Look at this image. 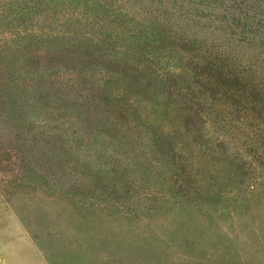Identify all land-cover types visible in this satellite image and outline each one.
I'll list each match as a JSON object with an SVG mask.
<instances>
[{
	"label": "rangeland",
	"instance_id": "obj_1",
	"mask_svg": "<svg viewBox=\"0 0 264 264\" xmlns=\"http://www.w3.org/2000/svg\"><path fill=\"white\" fill-rule=\"evenodd\" d=\"M228 5L0 0V264H264V124L236 111L214 116L210 109L186 130L182 119L189 112L181 95L155 87L160 78L145 62L169 63V44L157 41L161 27L232 58L264 59L263 35L252 41L220 23V9ZM80 8L89 19L61 17ZM253 9L264 25V0ZM128 36L142 53L124 51L128 45H122L132 42ZM83 41L109 60L121 59L120 65L91 59L90 73L109 74L116 89L128 85L146 115L137 131L122 134L130 149L90 153L72 143L65 118L33 122L39 98L45 103L42 89L49 90L42 84L52 81L43 71L78 72L83 64L78 55L66 54L62 68L59 59L41 67L23 49L54 51ZM59 76L55 80L65 77ZM112 111L124 119L123 112ZM156 139L161 149L153 146ZM102 155L111 166L96 161ZM110 167L118 169L114 176ZM104 187L115 194L104 195Z\"/></svg>",
	"mask_w": 264,
	"mask_h": 264
},
{
	"label": "trees",
	"instance_id": "obj_2",
	"mask_svg": "<svg viewBox=\"0 0 264 264\" xmlns=\"http://www.w3.org/2000/svg\"><path fill=\"white\" fill-rule=\"evenodd\" d=\"M147 1L154 3L155 0ZM229 2L230 6H225L224 11L220 9V17L223 18L219 20L220 23L225 22L226 29L237 31L239 28L238 34H250L252 41L257 40L262 35L264 36V25L261 23L263 22L262 17H258L256 10L253 9L258 0H229ZM248 2L250 6L246 5ZM83 13L84 10L80 8L73 12H63L61 17L71 14L77 18L76 23H81L83 19L90 18L87 16V18L82 17ZM56 18H59V16ZM190 20L195 21L194 18ZM112 30L110 29L109 32H112ZM223 31L226 30L223 29ZM115 34L113 33L112 37ZM129 37L132 42H126L122 45V47L128 45L124 51L133 56L142 53L144 50L135 51L139 47L133 46L135 41L132 40L131 36ZM157 41L169 44L170 49L166 51L169 63L166 62L165 66L161 67L160 62L156 61L154 57V59L150 58L145 62L150 63L152 68L155 69L153 72L150 71L153 78H160L154 84L155 87L164 88L166 95L173 93L181 95V104L185 105L186 110L189 112V115L184 117L185 120L182 119V122L186 124V127H184L186 130H189L188 124H196L197 117L208 116L210 109H213L214 116H220V113H223L222 117H227L236 111L245 119L264 124L263 58L246 59L242 57L243 55H233L232 58V54L219 51L212 45V49L207 48L204 44L193 42L184 36L180 37L179 33L171 32L165 27H161V30L157 32ZM92 43L89 44L84 41L76 44L71 43L70 46L62 45L61 50L55 48L54 51L53 49L38 47L23 49L28 51L24 57L34 58L36 62L45 64L41 67L48 66L50 68L55 59H59L58 66L62 68L60 62L65 61L64 55L66 54H76L78 58L82 59L83 66L87 64L86 68L82 69V66L78 72H66L65 70L64 72L44 73L43 71V75L52 77V81L49 79L47 83L42 84L48 85L49 90L43 91L42 89V92L46 93L45 103H42V98H39V107L35 110L37 112L34 115L33 122L38 120L47 121L48 118H65L66 128L70 131L72 143L75 144V147H83L90 153H97L103 151V149L110 150L114 147L115 153H117V148L122 149L124 147V150L131 148L130 141H122L126 139L122 134L131 130L137 131L135 126L144 119L146 120V115L143 109H138L135 93L126 89L129 87L128 85L116 89L113 87L116 81H112L109 74L103 73V71L90 73L91 59H107V62L116 65H120L121 61V59L109 60L108 53H101L100 49L94 48L95 45ZM97 43L102 42L98 41L95 44ZM252 44L255 45V42ZM113 45V48L116 46L120 48L121 46L119 43H113ZM44 53H47V56L42 55ZM94 53H97L96 57ZM128 69L136 72L138 68L132 69L129 66ZM159 71L161 72L154 75L155 72ZM60 74L65 77L55 80L60 78ZM80 80L83 82L81 83ZM54 84L58 86L52 92L51 89L55 86ZM23 87L28 91L31 89V85H23ZM125 93L127 94L125 95ZM213 101L218 103L214 104ZM118 103L125 107H121L122 105L120 106ZM113 109L123 112L120 113L124 115L122 121L113 116ZM218 119L221 120L216 117L215 121ZM52 134L56 133L52 131ZM51 135L45 134L47 137ZM96 139L97 141H95ZM158 139L154 140L153 146L161 149L162 145H158ZM102 157L104 158L103 161L100 160V157H97L96 161H100L101 166H111L105 156L102 155ZM71 170L73 171L74 167H71ZM117 171V167H110L108 173L110 176H114ZM100 180L103 181L102 178ZM103 194L111 196L115 192L104 187Z\"/></svg>",
	"mask_w": 264,
	"mask_h": 264
}]
</instances>
